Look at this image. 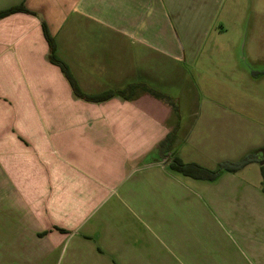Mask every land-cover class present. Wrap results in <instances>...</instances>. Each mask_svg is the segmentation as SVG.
<instances>
[{
    "label": "crops",
    "instance_id": "1",
    "mask_svg": "<svg viewBox=\"0 0 264 264\" xmlns=\"http://www.w3.org/2000/svg\"><path fill=\"white\" fill-rule=\"evenodd\" d=\"M170 2L0 0V11L20 4L29 11L0 18V178L6 184L37 185L36 191H6L5 196L16 199L23 215L38 228V238L46 239L52 247L62 244L72 233L76 237L77 230L84 228L75 249L79 252L84 247L80 252L94 254L101 264H264V223L262 229L255 228L256 223L247 224L248 228L237 223L241 216L253 215L254 211L264 221L261 172L260 191L246 192L253 198V206L246 212L232 200L229 206L223 205V199L236 196V192L209 191L220 188L217 185L221 183L239 186L235 173L241 169L222 171L208 180L168 167L173 155L183 163L194 161L185 160L174 148L176 130L182 129L179 118L163 99L143 89L142 84L155 89L159 86L137 60L140 44L164 55L174 54L157 46L158 40L166 39L165 17L172 19L176 13ZM149 6L152 9L148 16L144 9ZM42 22L54 39L55 54L66 63L82 92L98 94L122 89L129 83L136 85L127 90L126 97L114 95L102 102L75 96L60 68L48 59L49 46ZM93 40L105 48L94 49ZM94 62L100 70L101 64L111 65L104 84L100 82L101 74L94 77L89 71ZM168 134L175 139L169 144V159L164 161L160 159L158 145ZM260 156L264 159L263 151L251 155L247 164L258 162L260 171L264 164ZM195 163L211 170L220 165ZM150 169L157 170L162 180L175 182L177 175L192 186L184 187L179 200L183 204L196 200L195 195L209 199L213 210L230 221L228 233L222 230L228 238L197 244L163 240L159 245L151 240L129 252L128 248L140 243L135 240L136 234L142 233L138 224L153 218L154 213L147 207L140 214L141 194L135 193L139 204L134 203L133 213L112 215L121 227L128 216L133 217L121 229L122 239L112 247L114 254L110 247L106 251L96 245L92 240L101 235L105 218L99 221L92 215L94 200L108 194L111 186L122 184L132 176V170L136 174ZM47 184L53 185V191H46ZM257 202L262 206H257ZM202 205L204 208L205 201ZM105 213L111 217L112 210ZM183 228L187 229V225L182 226L181 233ZM135 248L139 250L137 256Z\"/></svg>",
    "mask_w": 264,
    "mask_h": 264
},
{
    "label": "rangeland",
    "instance_id": "2",
    "mask_svg": "<svg viewBox=\"0 0 264 264\" xmlns=\"http://www.w3.org/2000/svg\"><path fill=\"white\" fill-rule=\"evenodd\" d=\"M170 1L176 13L172 19L165 17L166 39L158 40L157 46L174 54L164 55L140 44L137 61L159 86L157 90L172 99L171 103L165 102L172 110L175 106L173 112L182 129L176 130L174 148L185 160L210 167L237 161L241 156H255L262 151L264 154V0ZM151 9L146 7L145 14L149 16ZM91 42L94 49L105 48L97 40ZM110 68L111 65L101 64L100 70L94 62L89 71L94 77L101 74L100 82L104 84ZM260 158L262 161L263 157ZM239 169L235 173L239 186L221 183L217 185L220 188L209 191L236 192V196L223 199V205L229 206L232 200L247 212L253 206V198L246 192L260 191L259 165L253 161ZM133 170L122 184L111 186L108 194L94 200L92 215L99 221L105 218L101 235L92 240L96 245L106 251L110 247L114 254L112 247L122 239L121 229L133 217L128 216L121 227V222L112 215L133 213L134 203L139 204L135 193L141 194L140 214L147 207L154 213L153 218L138 224L142 233L136 234L135 240L140 243L128 248L129 252L151 240L159 245L163 240L197 244L228 238L222 230L228 233L230 221L213 210L209 199L195 195L196 200L184 204L179 201L184 187H192L189 183L177 175L175 182L162 180L155 169L136 174ZM51 185H46V191H53ZM36 189L37 185L6 184L0 178V264H101L94 254L80 252L84 247L79 252L75 249L76 239L84 228L77 230L76 237L72 233L62 244L52 247L46 239L38 238L40 232H35L38 228L23 215L16 199L5 196L6 191ZM257 206L262 204L257 202ZM108 210H112L111 217L105 213ZM262 220L254 211L253 215L241 216L237 223L244 228L256 223L255 228L262 229ZM185 224L187 229L183 228L181 233ZM138 252L135 248V256Z\"/></svg>",
    "mask_w": 264,
    "mask_h": 264
},
{
    "label": "trees",
    "instance_id": "3",
    "mask_svg": "<svg viewBox=\"0 0 264 264\" xmlns=\"http://www.w3.org/2000/svg\"><path fill=\"white\" fill-rule=\"evenodd\" d=\"M17 11L29 12L28 10L25 9V7L22 4H20L17 6H11L1 10L0 18ZM42 30L49 46V52H48L49 61L60 68L61 72L63 73L64 77L67 79L72 89V92L75 96L85 101L102 102L114 95L126 97L127 90L132 88L134 85H136V83H129L122 89L106 90L98 94H89L82 92L66 63L55 54L54 39L49 33L48 28L44 22H42ZM142 86H144L143 89L146 90L152 96L159 99H163L168 103L172 102V99L168 95L162 93L161 91L152 87H148L147 85L144 84H142ZM173 109L175 110V106H173ZM173 140H174V136L172 134L166 135L164 139L159 142L158 147L161 148L159 149V152H161V154L163 153L167 155L168 154L167 152H169V148H170L169 144ZM170 152L168 156H170ZM250 160H251V155L243 156L237 159V161L222 162L216 170H211L203 166H200L195 162L183 163L178 156L173 155L171 157V161L168 164V167L173 171L182 173L183 175L191 176L193 178H204V179L212 180L216 178L222 171L235 172L236 170L247 164ZM260 172L262 176V190L264 191V164L260 166ZM58 230L64 232V229L62 228H58Z\"/></svg>",
    "mask_w": 264,
    "mask_h": 264
},
{
    "label": "flooded vegetation",
    "instance_id": "4",
    "mask_svg": "<svg viewBox=\"0 0 264 264\" xmlns=\"http://www.w3.org/2000/svg\"><path fill=\"white\" fill-rule=\"evenodd\" d=\"M159 153H161V152H159ZM168 155L169 154L165 155V154L162 153V154H160V159H163L165 161V160L169 159Z\"/></svg>",
    "mask_w": 264,
    "mask_h": 264
}]
</instances>
